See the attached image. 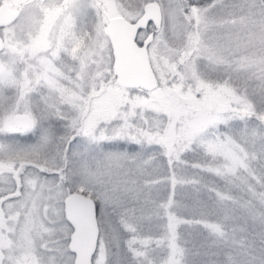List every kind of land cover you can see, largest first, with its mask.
<instances>
[{
    "label": "snow or ice",
    "instance_id": "obj_1",
    "mask_svg": "<svg viewBox=\"0 0 264 264\" xmlns=\"http://www.w3.org/2000/svg\"><path fill=\"white\" fill-rule=\"evenodd\" d=\"M0 264H264V0H0Z\"/></svg>",
    "mask_w": 264,
    "mask_h": 264
}]
</instances>
